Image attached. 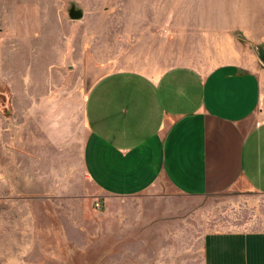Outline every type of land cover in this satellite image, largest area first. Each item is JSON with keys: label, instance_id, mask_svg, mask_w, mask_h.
<instances>
[{"label": "rangeland", "instance_id": "1", "mask_svg": "<svg viewBox=\"0 0 264 264\" xmlns=\"http://www.w3.org/2000/svg\"><path fill=\"white\" fill-rule=\"evenodd\" d=\"M253 43L264 45V0H0V264H200L204 235L228 224V197H187L164 181L104 197L81 165L87 82L207 70L235 51L250 58Z\"/></svg>", "mask_w": 264, "mask_h": 264}, {"label": "crops", "instance_id": "2", "mask_svg": "<svg viewBox=\"0 0 264 264\" xmlns=\"http://www.w3.org/2000/svg\"><path fill=\"white\" fill-rule=\"evenodd\" d=\"M249 53L207 70L107 72L83 100L82 170L104 197L159 181L187 197H228V224L204 235L200 264H264V77ZM51 141L64 149L60 134Z\"/></svg>", "mask_w": 264, "mask_h": 264}, {"label": "water", "instance_id": "3", "mask_svg": "<svg viewBox=\"0 0 264 264\" xmlns=\"http://www.w3.org/2000/svg\"><path fill=\"white\" fill-rule=\"evenodd\" d=\"M68 16L71 20H80L83 18V12L81 9L75 7V5H71L70 8L68 9ZM235 36L241 38V39H245L244 36L237 32L234 33ZM252 48L254 49L255 53L257 54L259 60L262 62V64L264 65V45L262 44H257V43H253L252 44ZM100 74V75H99ZM104 73H96V75L94 77H92L90 80H88L87 82V87L89 88L90 85L100 76H102Z\"/></svg>", "mask_w": 264, "mask_h": 264}]
</instances>
